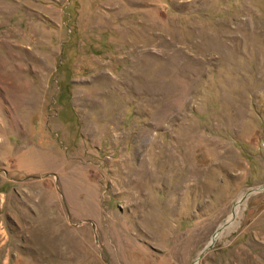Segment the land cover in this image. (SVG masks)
I'll return each mask as SVG.
<instances>
[{"label":"rangeland","instance_id":"obj_1","mask_svg":"<svg viewBox=\"0 0 264 264\" xmlns=\"http://www.w3.org/2000/svg\"><path fill=\"white\" fill-rule=\"evenodd\" d=\"M197 259L264 264V0H0V264Z\"/></svg>","mask_w":264,"mask_h":264},{"label":"bare ground","instance_id":"obj_2","mask_svg":"<svg viewBox=\"0 0 264 264\" xmlns=\"http://www.w3.org/2000/svg\"><path fill=\"white\" fill-rule=\"evenodd\" d=\"M241 201H242V198L238 201V203L236 204V206H235V208H234V210H233V212H232V214H231V217L226 221V222H224L221 226H220V228H219V231H218V233L216 232V234H215V236L212 238V240H211V242L209 243L210 245H213V243L217 240V239H219L228 229H229V227H230V224H231V222H232V220H233V217L235 216V214L239 211V205L241 204ZM208 244V245H209ZM207 245V246H208ZM206 246V247H207ZM206 250L204 249L203 251H202V254H201V256L203 255V253L205 252ZM200 256V257H201ZM199 257V258H200ZM198 263V259L196 260V262H195V264H197Z\"/></svg>","mask_w":264,"mask_h":264},{"label":"water","instance_id":"obj_3","mask_svg":"<svg viewBox=\"0 0 264 264\" xmlns=\"http://www.w3.org/2000/svg\"><path fill=\"white\" fill-rule=\"evenodd\" d=\"M249 193H250V192H246V193L244 194L243 198H245ZM211 246H212V245L209 244V245L205 248V250H208Z\"/></svg>","mask_w":264,"mask_h":264}]
</instances>
